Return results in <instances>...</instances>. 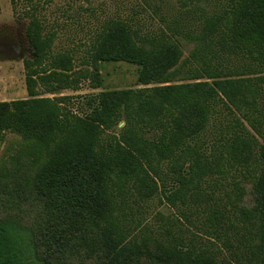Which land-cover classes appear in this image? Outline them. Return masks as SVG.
I'll return each mask as SVG.
<instances>
[{
  "label": "trees",
  "instance_id": "trees-1",
  "mask_svg": "<svg viewBox=\"0 0 264 264\" xmlns=\"http://www.w3.org/2000/svg\"><path fill=\"white\" fill-rule=\"evenodd\" d=\"M19 1L29 17L28 98L0 102V147L10 134L37 155L22 152L0 169V264H232L239 261L235 248L244 264H264V0H214L211 13L208 0H177L199 27L188 36L186 57L175 28L147 37L122 19L109 21L78 71L71 53H52L55 34L31 13L34 0H10L14 13ZM101 62L135 66L142 87L86 96L81 116L63 106L64 97L37 92L39 85L50 94L76 91L88 77L96 89ZM186 64L190 78L182 74ZM220 110L232 122L207 139ZM236 171L246 174L243 182ZM212 175L234 178L226 203H208L215 192L204 186ZM131 190L140 201L160 193L171 208H184V222L169 219L177 233L129 238L121 213ZM197 202L209 211V246H199L184 224L198 229L190 220L201 214ZM240 220L250 227L240 225L234 242L227 232ZM219 226L228 228L224 240ZM216 240L230 258L215 250Z\"/></svg>",
  "mask_w": 264,
  "mask_h": 264
},
{
  "label": "rangeland",
  "instance_id": "rangeland-1",
  "mask_svg": "<svg viewBox=\"0 0 264 264\" xmlns=\"http://www.w3.org/2000/svg\"><path fill=\"white\" fill-rule=\"evenodd\" d=\"M34 4H36V10L31 11V13L33 12V15L40 19L46 32L55 34L52 53H71L74 58V69L77 71L87 67L83 63L86 62L87 52L92 47L96 35L101 31L102 26L112 20L122 19L127 22L130 28L147 37L159 36L163 31H168V28H175L179 34L172 36L176 42L182 44L184 57L188 55L189 50L193 47V42L188 41L191 40L189 37L199 33L198 23H194V15L189 13L187 9H182L181 3L177 0H34ZM207 5L209 13L218 9L214 0H208ZM24 10H28V7L22 1L18 3L17 13H14L10 0H0V102L28 98L23 61L31 58V52L25 36L29 17L24 15ZM171 30L173 31V29ZM191 63H193L192 60ZM98 68L99 87L96 89H93L96 82L93 81L94 85L91 87L92 83L89 80L91 78L88 77V79H80L76 91L69 89L57 94H50L45 93V86L39 85L37 86V92L41 95L40 97H64L66 100L63 106L74 114L81 116L84 112H87L84 99L86 96L96 95L105 90L142 87L137 85V68L133 65L122 62H101L98 64ZM192 70L193 67L190 70L187 64L183 66L182 74L184 78H190L194 73ZM228 121L232 122V116L224 111H218L212 116L206 138H211L216 133L224 130V126ZM122 126L123 122H120L118 127L113 128L111 132L117 134L118 129ZM246 127L248 126L246 125ZM258 140L260 141L259 138ZM29 146L30 144L25 146L18 137L6 134L5 141L0 147V169L6 167L10 157L16 158L22 152L36 157L35 149L31 147V151H29ZM43 159L44 156L40 158V161ZM234 175L235 179L241 183L244 181L243 175L246 174L236 171ZM256 175L255 171L250 172L247 179H252ZM165 181L167 186L171 184L170 178L167 177ZM233 182L234 178L232 176L219 177L212 175L204 186L207 193L211 190L215 192L213 200L211 199V202L208 203L212 204L214 199L216 201L222 199L221 203H226L225 193L230 194L233 192ZM248 182L249 180L242 185L243 188H248ZM132 193H128L125 201L126 206H123L121 213V226L125 228L129 238L148 234L162 240L165 239L168 231L172 234L177 233L176 229L169 223V219L176 221L177 218L183 221L179 211L184 208L179 210L171 208L164 202L160 193L155 194L152 199L147 201H140L135 192L132 191ZM204 203L206 202L195 203V208L201 214L197 219H194V217L190 219L197 225L198 229L184 223L186 228H191L190 232L195 235V240L200 242L196 241L199 246H209L210 242L207 240L208 236L204 233L207 231L208 223L206 219L209 215L208 210L202 211ZM232 222L236 224L233 218ZM239 222L237 229L230 228L229 231L228 228L219 226L218 232L222 234L221 240H224V232L227 231L228 237L232 241L235 242V231L239 233L237 237L241 238L243 234L242 224L247 227H250V225L247 220L245 222L240 220ZM224 223L228 224L226 216L223 219ZM215 242V250L221 253L223 258H230L229 252L221 242L219 240ZM235 252H237L236 258L239 261L233 259L232 264H244L239 250L235 248Z\"/></svg>",
  "mask_w": 264,
  "mask_h": 264
}]
</instances>
